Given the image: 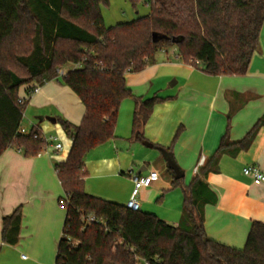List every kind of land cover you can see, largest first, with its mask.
Wrapping results in <instances>:
<instances>
[{"label": "trees", "instance_id": "trees-1", "mask_svg": "<svg viewBox=\"0 0 264 264\" xmlns=\"http://www.w3.org/2000/svg\"><path fill=\"white\" fill-rule=\"evenodd\" d=\"M108 5L109 0H0V156L11 148L37 156L47 146L39 130L20 132L28 105L21 89L27 96L35 86L62 78L85 107L79 125L58 120L72 146L66 160L55 165L62 200L68 203L55 264H264L262 222H252L242 249L207 236L200 201L208 185L200 176L184 191L177 226L85 189V159L115 138L123 101L136 102L137 138H143L155 107L164 101L136 97L127 87V74L144 70L159 51L176 47L185 63L199 60L210 76L246 75L260 47L264 0H150L147 16L110 27L102 14ZM68 64L75 68L61 75ZM262 127L264 115L239 141L225 134L201 175L218 172L223 154L247 150ZM181 184L182 179H174V187ZM206 201L215 203L216 196ZM89 214L105 220L106 228L84 227L82 216ZM21 223V207L3 217V244L19 243Z\"/></svg>", "mask_w": 264, "mask_h": 264}, {"label": "crops", "instance_id": "crops-1", "mask_svg": "<svg viewBox=\"0 0 264 264\" xmlns=\"http://www.w3.org/2000/svg\"><path fill=\"white\" fill-rule=\"evenodd\" d=\"M60 79L46 82L39 93L27 99L22 127L58 137L64 149L56 152L51 145L37 156L27 157L11 148L0 156V247L6 245L1 239L3 217L21 207L20 240L13 247L23 242L34 243L33 257L18 256L22 264H55L63 232L66 211L61 209L60 201L64 192L61 196L55 165L66 160L72 140L58 120L79 125L85 107ZM126 84L136 97L147 99L150 94L165 92L168 102L155 107L144 127L143 138H137L133 133L136 102L123 101L115 138L91 151L85 159L86 191L126 205L134 187V175L155 171L159 180L140 192L141 211L177 226L186 203L184 191L200 176L208 185L205 198L200 201L207 236L242 249L252 222L264 223V182L255 184L243 173L249 166H258L264 173V127L247 150L236 155L223 154L218 172L211 171L206 176L201 172L225 134L231 141H239L264 115V25L259 50L246 75L210 76L201 66L185 63L177 48L172 47L156 54L154 62L144 70L127 74ZM21 96L26 97L23 89ZM179 130L181 133L168 152L166 149ZM152 157L154 162L146 165ZM167 159H173L184 175L180 186H173L175 173L173 177L169 172ZM118 180L126 181L125 190L118 188ZM187 193L191 197L190 191ZM214 195L215 203L206 201L213 200Z\"/></svg>", "mask_w": 264, "mask_h": 264}, {"label": "rangeland", "instance_id": "rangeland-1", "mask_svg": "<svg viewBox=\"0 0 264 264\" xmlns=\"http://www.w3.org/2000/svg\"><path fill=\"white\" fill-rule=\"evenodd\" d=\"M150 0H139L138 3L134 4L132 0H109V5L102 7V14L104 18L105 25L110 27L114 26L120 23H128L131 21H134L140 17L147 16L151 9L149 5ZM169 49V48H168ZM159 52H162L159 51ZM158 52V53H159ZM157 53V54H158ZM75 68L74 65L68 64L62 70L66 73L68 71H71ZM133 74V73H129ZM60 82L64 84L63 79H60ZM169 90V89H167ZM165 92L159 93L157 97L164 99V101L160 102L159 104H164L168 102V99L166 98L167 94H164ZM156 95L150 94L148 98H153ZM147 98V99H148ZM127 103H124L123 106H126ZM123 111L126 112V107H123ZM123 124H125V120L122 121ZM151 154L155 155L157 154L156 151H150ZM154 157L149 160L151 163H146V165L150 166L154 162ZM168 165V164H167ZM143 165H141L142 167ZM192 179V178H191ZM118 188L125 190L126 189V181L118 180L117 181ZM63 195V189L61 188V196ZM61 207V206H60ZM63 209V208H61ZM31 245L34 248V243H21L18 247H13L10 245H4L0 247V264H22L19 259L21 257V254H25L28 257H33L34 255L31 254ZM23 248H25L23 250ZM18 251V252H17Z\"/></svg>", "mask_w": 264, "mask_h": 264}, {"label": "built area", "instance_id": "built-area-1", "mask_svg": "<svg viewBox=\"0 0 264 264\" xmlns=\"http://www.w3.org/2000/svg\"><path fill=\"white\" fill-rule=\"evenodd\" d=\"M191 66H201V62L199 60H192ZM59 73L61 75L64 74L63 70H59ZM41 90V86H35L31 92L25 97L24 100L29 99L32 95L39 93ZM23 99H20V102H22ZM20 132L22 134H28L29 131H27L25 128H21ZM37 138V137H36ZM41 139L44 140L48 146H53L56 152H61L64 147L62 143L59 141L58 137L55 136H45L41 134ZM243 173L245 176L250 177L255 184H261L264 182V173L261 171V169L258 166H249L246 167L243 170ZM159 180V174L155 171L149 172L147 175H134L133 177V183L134 187L132 190V194L130 199L128 200L126 207L132 211H140L141 210V203L139 200V195L142 189L150 187L154 182ZM60 205L63 209L66 208L68 205L67 201L65 199L61 200ZM82 223L83 226H88L91 224H97L99 226L106 228V221L98 218L95 214H89L82 216ZM141 264H147V263H141Z\"/></svg>", "mask_w": 264, "mask_h": 264}, {"label": "water", "instance_id": "water-1", "mask_svg": "<svg viewBox=\"0 0 264 264\" xmlns=\"http://www.w3.org/2000/svg\"><path fill=\"white\" fill-rule=\"evenodd\" d=\"M156 37V36H155ZM168 168L173 170L175 173V178L177 180L182 179L184 177L183 173L181 172L180 168L176 164V162L173 159H167ZM140 172H138L139 174Z\"/></svg>", "mask_w": 264, "mask_h": 264}]
</instances>
